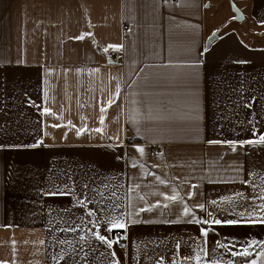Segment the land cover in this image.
Segmentation results:
<instances>
[{
    "label": "crops",
    "instance_id": "crops-1",
    "mask_svg": "<svg viewBox=\"0 0 264 264\" xmlns=\"http://www.w3.org/2000/svg\"><path fill=\"white\" fill-rule=\"evenodd\" d=\"M261 136L264 0H0V264H264Z\"/></svg>",
    "mask_w": 264,
    "mask_h": 264
},
{
    "label": "snow or ice",
    "instance_id": "snow-or-ice-1",
    "mask_svg": "<svg viewBox=\"0 0 264 264\" xmlns=\"http://www.w3.org/2000/svg\"><path fill=\"white\" fill-rule=\"evenodd\" d=\"M83 37H81V39H82ZM260 142L261 143H264V136H261L260 137ZM249 143H252V141H249ZM35 146V145H34ZM172 199H175V197H172ZM187 211V210H186ZM205 223H207V221H205ZM215 223H217V224H219V223H221V221H219V220H216L215 221ZM228 223H235V221H228ZM116 227H120V228H124L126 225L125 224H117V225H115ZM99 239L100 240H102V241H105V242H107L108 244H109V246H111V241H107L106 240V237H104V236H100L99 237ZM253 264H255V262H253Z\"/></svg>",
    "mask_w": 264,
    "mask_h": 264
},
{
    "label": "rangeland",
    "instance_id": "rangeland-1",
    "mask_svg": "<svg viewBox=\"0 0 264 264\" xmlns=\"http://www.w3.org/2000/svg\"><path fill=\"white\" fill-rule=\"evenodd\" d=\"M167 1V0H166ZM110 54V57L111 58H113V57H116L119 53L118 52H115V51H112V52H110L109 53ZM123 229H125V228H123ZM126 231V230H125ZM126 239L123 241V242H121L120 240H118L117 239V237H116V230H115V232H114V234H113V239H114V241L118 244V245H120V246H125L126 245V243H127V239H128V233H127V231H126Z\"/></svg>",
    "mask_w": 264,
    "mask_h": 264
},
{
    "label": "built area",
    "instance_id": "built-area-1",
    "mask_svg": "<svg viewBox=\"0 0 264 264\" xmlns=\"http://www.w3.org/2000/svg\"><path fill=\"white\" fill-rule=\"evenodd\" d=\"M168 1V0H167ZM126 231L123 228H119L116 230V237L118 240H120L121 242H123L126 239Z\"/></svg>",
    "mask_w": 264,
    "mask_h": 264
},
{
    "label": "trees",
    "instance_id": "trees-1",
    "mask_svg": "<svg viewBox=\"0 0 264 264\" xmlns=\"http://www.w3.org/2000/svg\"><path fill=\"white\" fill-rule=\"evenodd\" d=\"M239 259H241V258H239ZM239 259H238V260H239ZM238 260H237V261H238ZM236 264H237V263H236Z\"/></svg>",
    "mask_w": 264,
    "mask_h": 264
}]
</instances>
